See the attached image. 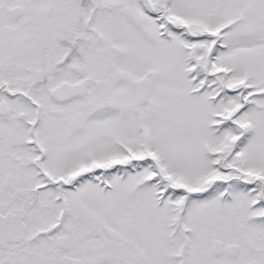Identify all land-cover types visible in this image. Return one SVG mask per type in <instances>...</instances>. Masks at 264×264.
I'll list each match as a JSON object with an SVG mask.
<instances>
[{"label":"snow or ice","instance_id":"snow-or-ice-1","mask_svg":"<svg viewBox=\"0 0 264 264\" xmlns=\"http://www.w3.org/2000/svg\"><path fill=\"white\" fill-rule=\"evenodd\" d=\"M0 264H264V0H0Z\"/></svg>","mask_w":264,"mask_h":264}]
</instances>
